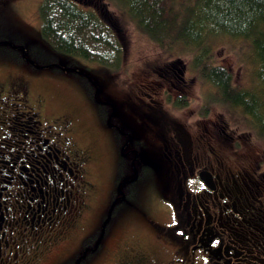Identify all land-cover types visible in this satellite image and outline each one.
I'll return each instance as SVG.
<instances>
[{"label": "flooded vegetation", "instance_id": "flooded-vegetation-1", "mask_svg": "<svg viewBox=\"0 0 264 264\" xmlns=\"http://www.w3.org/2000/svg\"><path fill=\"white\" fill-rule=\"evenodd\" d=\"M175 65L141 80L132 118L74 67H35L82 80L71 114L0 85V264H96L111 243V264H264V142L189 110Z\"/></svg>", "mask_w": 264, "mask_h": 264}, {"label": "rangeland", "instance_id": "rangeland-1", "mask_svg": "<svg viewBox=\"0 0 264 264\" xmlns=\"http://www.w3.org/2000/svg\"><path fill=\"white\" fill-rule=\"evenodd\" d=\"M42 1L0 0V85L16 83L15 91L19 92L18 97L21 96L24 85L28 87L31 98H41L49 103L48 112L57 114L60 109L66 108V113L71 114L68 106H71L74 99L81 97L71 84L77 86L82 80L76 75L35 68L56 63L66 68L74 67L88 76L99 88L100 98L112 100L118 110L120 106L125 108L128 118H132L133 109L137 108L136 104L139 103L137 96L141 80L164 66L176 64L173 68L183 70V79L190 87L189 110H197L202 103L204 104L202 112L219 114L231 131L246 138L240 140L241 144L251 147L263 144L250 117L240 108L224 103L217 88L204 80L197 69L193 68V54L180 49L172 52L161 49L137 27L120 0H73L81 9L98 14L119 37L124 54L118 69L55 53L41 36L42 21L39 8ZM210 45L212 62L221 65L232 75L235 88L255 90L257 66L253 61L249 44L243 40L217 37L211 40ZM23 48L31 63L22 59ZM155 78H158L156 74ZM169 107L162 105L157 113L161 116L171 115V111H175ZM89 135L83 137L93 143V135ZM95 144L97 145V143L93 145ZM100 168L97 165L94 167L92 174L94 177L101 175ZM101 181L103 182L102 177ZM97 183L99 184L98 178ZM104 187L103 183L101 189ZM99 191L97 190L96 195L99 196L100 193V196L104 197V192ZM145 194L141 195L140 202H145L146 199L153 200L150 192ZM142 242V239L139 240V243ZM115 247L116 244H109L107 254L103 250L93 257V263L111 264L113 261L111 256L114 254L110 255L109 252Z\"/></svg>", "mask_w": 264, "mask_h": 264}, {"label": "trees", "instance_id": "trees-1", "mask_svg": "<svg viewBox=\"0 0 264 264\" xmlns=\"http://www.w3.org/2000/svg\"><path fill=\"white\" fill-rule=\"evenodd\" d=\"M137 27L161 49L192 53L193 68L224 103L250 117L264 142V0H120ZM41 36L57 54L118 69L123 46L115 31L73 0H43ZM228 37L250 46L255 90H237L232 75L211 60V40Z\"/></svg>", "mask_w": 264, "mask_h": 264}, {"label": "water", "instance_id": "water-1", "mask_svg": "<svg viewBox=\"0 0 264 264\" xmlns=\"http://www.w3.org/2000/svg\"><path fill=\"white\" fill-rule=\"evenodd\" d=\"M23 53L25 54L24 49H23ZM107 222H108V221H106V222L104 223V225H106Z\"/></svg>", "mask_w": 264, "mask_h": 264}]
</instances>
